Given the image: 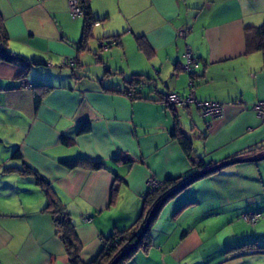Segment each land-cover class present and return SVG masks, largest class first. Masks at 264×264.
Here are the masks:
<instances>
[{"label": "crops", "instance_id": "obj_1", "mask_svg": "<svg viewBox=\"0 0 264 264\" xmlns=\"http://www.w3.org/2000/svg\"><path fill=\"white\" fill-rule=\"evenodd\" d=\"M90 4L93 10V0ZM149 5L155 25L131 24L122 12L130 33L118 47L126 54L128 47L139 62L138 54L144 53L131 37L139 35L152 50L142 68L132 61L123 75L165 77L170 80L165 94L193 91L197 100L224 105L222 116L208 126L195 106L174 107L176 113L183 111L177 122L187 117L192 124L184 134L196 159L216 164L263 152L264 119L253 105L264 101V53L245 51V28L262 24L264 0H203L207 16L199 23L185 0H150ZM0 17L8 36L6 50L43 63L31 65L18 78L24 62L0 60V140L10 144L7 154L0 152V264H68L51 216L41 213L46 199L33 178L5 171L25 164L71 205L81 261L89 263L102 250L103 238L137 221L148 180L162 182L198 169L175 139L173 112L153 101L161 92L158 87L151 100L130 101L103 90L104 77H96L97 83L87 77L85 66L91 61L77 51L82 20L72 16L68 0H0ZM93 30L99 43L109 34L104 22ZM116 51L121 59L124 53ZM187 51L199 61L188 76L177 71ZM68 58L76 60L75 67L64 66ZM34 85L51 87L37 103ZM83 122H89L90 130L78 134ZM117 156L133 162L113 161ZM79 157L100 159L105 169L68 170L59 162ZM115 176L121 182L108 207ZM248 213L260 214L255 224L242 220ZM151 241L147 254L138 252L125 264H264V159L229 165L188 185L162 207ZM253 243L261 250H237Z\"/></svg>", "mask_w": 264, "mask_h": 264}, {"label": "trees", "instance_id": "obj_2", "mask_svg": "<svg viewBox=\"0 0 264 264\" xmlns=\"http://www.w3.org/2000/svg\"><path fill=\"white\" fill-rule=\"evenodd\" d=\"M77 5L80 10V14L78 15L81 17L82 20V32L80 36V40L77 42V51H84L87 48V42L92 38L91 29L97 23V20L92 15L91 4L90 0H77ZM112 43H118L119 38L117 36H112ZM7 33L5 27L3 25L2 18L0 17V60L5 62H24V70L18 78L25 77L26 73L29 70L31 65H40L43 64L38 61H27L26 59L22 58L19 54H12L6 50V42H7ZM103 39V38H102ZM100 41H106L102 40ZM137 47L142 53L146 54L147 57L152 56V50L149 47L148 43L144 39V37H135ZM245 51L247 53L253 51H262L264 53V21L262 24L253 27H246L245 28ZM198 61V60H197ZM76 60L74 65L71 67H75ZM199 63V61H198ZM64 66H70L68 64H64ZM107 68H105V72H107ZM109 74V73H108ZM152 78L144 77V75L140 74H132L130 75L129 79L123 78L124 87L122 88H115L113 85L110 87H104L103 90L108 91L110 93H117L125 96L128 100L134 101L138 99H145L151 100L149 97H145L140 92V87L147 81ZM190 82L192 83L193 80L191 78ZM33 88L35 89L34 95L36 98V103L39 101L41 97H43L50 89V86L45 85H34ZM37 89H41V91H37ZM43 89V90H42ZM151 92V91H150ZM188 95V94H186ZM185 95V96H186ZM180 96V97H185ZM169 94H165L162 92L157 91V98L153 99L156 102H163L167 107L171 109L173 112V117L176 120V133L175 139L179 143L180 147L186 154L187 158L190 161V165L192 168L198 169L196 172H193L187 176H180L173 179H168L165 181L160 182V184L156 185L155 187H151L147 190L144 194L143 203H142V213L138 217L137 221L129 228L114 231L109 236L103 238L102 241V250L89 263H83L81 261V252L82 246L79 242L78 236L76 234V226L72 222L70 215L66 212L65 206L61 204L60 198L54 192L50 181L38 171L30 167L29 165H24L21 169L20 168H5L7 172H13L18 174L29 175L33 177L36 186L44 193L46 204L44 208L41 210V213H46L51 216L52 223L55 229V235L58 240L61 242L64 254L67 258L68 264H110L116 257H118L123 251L131 247L133 244L136 243L138 236L141 234L142 229L144 228L147 217L151 210H155L152 220L149 224L148 229L142 236L141 240L138 242L136 248L128 253L121 261L117 264H125L129 260H131L135 254L138 252L147 254V252L152 248V241H151V227L156 217L159 215L162 207L166 202L170 199L174 198L178 193H180L183 189H185L188 185L193 183L194 181L209 176L216 171H208L216 164H206L201 159H196L193 157V146L191 139L184 134L179 129L180 121L177 122L179 119L178 113L174 111V107L169 102ZM200 101V100H198ZM190 106V105H189ZM194 106V105H193ZM203 119V118H202ZM90 130L89 122H83L80 124L78 129V134H85L88 133ZM63 137V136H62ZM62 141V140H61ZM63 143H70L67 140H63ZM254 153V151H252ZM253 155V154H252ZM250 156V155H247ZM113 161L122 162V163H129L131 164L133 161H129L124 157H113ZM227 160V159H226ZM60 164L68 169H85L89 171H98L105 169V164L100 159H90L87 157H79V158H72V159H63L59 161ZM202 172H206L205 174L198 175ZM121 182L120 176H115V184H112L109 191V198H108V207L112 206L117 198L118 193V185ZM243 220V219H242ZM261 250L259 247L256 246L255 243L249 244L246 246H242L237 250Z\"/></svg>", "mask_w": 264, "mask_h": 264}, {"label": "rangeland", "instance_id": "obj_3", "mask_svg": "<svg viewBox=\"0 0 264 264\" xmlns=\"http://www.w3.org/2000/svg\"><path fill=\"white\" fill-rule=\"evenodd\" d=\"M185 1L186 3L191 5V7L193 8L192 12L197 13L196 17L197 16L199 17L198 23L203 21L206 18L204 16L205 15L207 16V12L201 10L203 8V0H185ZM149 4H150V0H93L92 15L97 20V24L104 22L106 32L109 34H106L103 37L102 40H106V41H103L102 43H99V41L96 40V38L94 37L90 38L87 48L85 49L86 51L80 52V55H82L83 57L89 58V60L91 61L89 62L90 64L87 63L89 65L86 64L87 66H85V69L88 71V72L86 71L87 72L86 75L88 78H91V80H94V82H96L95 80L96 77H99L100 79L101 78L103 79L104 77V85L106 87H108L107 83L109 82V83H112V85L115 88H122L124 87L123 76L127 80L130 77V75L128 74L123 75V69L126 66H129L130 65L129 63H131L132 61L134 62V67H136L137 69L143 67V65L145 64V60H148L149 57H147L146 54L142 55L139 53L138 56L140 60L138 62L136 59V56H133L131 55V53H129L130 50L128 47L125 46L127 51H129L126 54L124 47H121V48L118 47V45L121 43L119 42L115 44L112 43V39H113L112 36H117L120 39L121 37L125 35L128 36L127 34L130 33V31L127 32V26H125V19H124V15L122 12H125L124 13L125 16L129 17L131 24L137 23L138 25H141L142 27L145 25H150V24L155 25L156 20L153 16L154 14L152 11L153 7ZM193 4H196V5H193ZM129 7L133 10V12H129ZM75 18L80 19L79 16ZM95 30H93V33H92V29H91L90 33L92 36L94 35L96 37ZM131 37L135 40V37H141V36L136 35L135 37H133V35H131ZM101 44H104L106 48L103 47ZM116 48L120 52L124 53L120 55L121 59L117 55L118 52L116 51ZM134 50H136L135 45H134ZM185 65H186V61L184 62L183 66L178 68L177 71L182 74L184 73L185 75L188 76L189 72L184 70ZM105 68H107L108 70L107 72H105ZM194 69L196 68H193L192 70ZM144 77H149V76L144 75ZM164 78L165 77L159 78V79H150L149 81L145 82L142 87L139 88L140 92L145 97H153L152 94L155 92L154 89H157L158 87L159 91L166 93L165 84L170 80L164 79ZM172 80L175 81L176 79L173 78ZM172 94H176V93H172ZM176 95L180 96L178 94ZM182 112L183 111L179 109L178 113L180 115H182ZM193 115L196 116L195 113H193ZM195 121L197 124L201 125V127L203 126V122L197 116L195 117ZM191 127H192V124H190L189 119L187 117L185 118V122L183 121V119L180 121L179 129L182 132H184L185 129L190 131ZM6 130H7L6 127L3 126V133L7 136H10V134H7L8 131L6 132ZM9 146L10 144H7L4 138L0 140V152L7 154L8 149H10ZM11 154L12 153L8 155L11 156ZM40 192L44 195L42 191ZM60 201H61V204L65 206L66 212L70 215V210L72 209L71 205L67 206L66 204L67 201L62 199L61 197H60ZM141 208H142V204H141ZM70 218H71V215H70ZM257 263L262 264V261L257 260L255 264Z\"/></svg>", "mask_w": 264, "mask_h": 264}, {"label": "built area", "instance_id": "obj_4", "mask_svg": "<svg viewBox=\"0 0 264 264\" xmlns=\"http://www.w3.org/2000/svg\"><path fill=\"white\" fill-rule=\"evenodd\" d=\"M68 6L70 9V13L73 17H76L80 14L79 7L77 5V0H68ZM179 34L181 36L185 35L184 31H180ZM103 47L106 48L104 44H101ZM75 60L74 59H66L64 60L65 64H68L70 66L74 65ZM199 66V63L197 59L191 56L190 52H186V65L184 69L191 73L193 68H197ZM191 83V82H190ZM169 102L173 106H180V107H188L189 105H194L199 115L204 119L205 124L208 126L209 122L212 120H215L217 118H220L223 113V107L224 105L222 103H218L215 101H198L194 95L193 91H190L188 95L185 97L177 96L176 94H169ZM253 109L255 112L258 113V115L264 119V101H258L253 105ZM160 184V182L155 181L154 179H150L147 182L148 189L151 187H155L156 185ZM260 217L259 213H248L244 214L242 216V219L250 224L253 225L256 223L258 218Z\"/></svg>", "mask_w": 264, "mask_h": 264}, {"label": "water", "instance_id": "obj_5", "mask_svg": "<svg viewBox=\"0 0 264 264\" xmlns=\"http://www.w3.org/2000/svg\"><path fill=\"white\" fill-rule=\"evenodd\" d=\"M264 159V151L263 152H260V153H257V154H254L252 156H237V157H234V158H230V159H227V160H224L222 162H219L218 164H216L214 167H212L211 169H209L208 171H218L220 169H223L229 165H232V164H236V163H245V162H256V161H260V160H263ZM206 172H202L198 175H202V174H205ZM155 210H151V212L149 213L148 217H147V221H146V224L144 226V228L142 229L141 231V234L138 236L137 238V241L135 244H133L131 247H129L128 249H126L125 251H123L118 257H116L110 264H117L119 261H121L128 253H130L131 251H133L138 242L141 240L142 236L144 235V233L146 232V230L148 229L149 227V224L152 220V217L154 215V212Z\"/></svg>", "mask_w": 264, "mask_h": 264}]
</instances>
